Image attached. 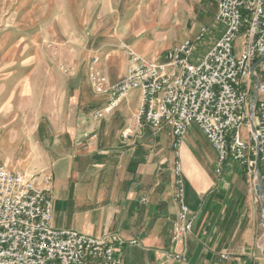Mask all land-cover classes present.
Returning a JSON list of instances; mask_svg holds the SVG:
<instances>
[{
  "label": "crops",
  "instance_id": "crops-1",
  "mask_svg": "<svg viewBox=\"0 0 264 264\" xmlns=\"http://www.w3.org/2000/svg\"><path fill=\"white\" fill-rule=\"evenodd\" d=\"M186 11L177 3L168 7L161 21L158 14L149 21L180 27ZM223 30L217 26L213 31L209 48ZM136 41L131 43L142 52ZM165 47L144 51L152 49L151 58L163 61L165 54L160 59L155 54ZM98 59V73L111 83L128 71L123 52L108 51ZM34 74L32 67H0V166L25 173L38 187L51 178L56 227L111 238L119 264H243L247 260L227 251L224 240L237 218L230 177H211L199 162V177L184 175L195 219L186 242L187 261L173 263L167 257L168 252L182 249L172 243L178 214L171 173L174 155L171 150L172 156L162 158L170 151L162 146L161 132L138 126L139 91H132L114 112L98 117L106 99L84 98L75 73L49 68L42 72L41 83L34 82ZM192 143L187 134L181 150L185 173L197 152Z\"/></svg>",
  "mask_w": 264,
  "mask_h": 264
},
{
  "label": "built area",
  "instance_id": "built-area-1",
  "mask_svg": "<svg viewBox=\"0 0 264 264\" xmlns=\"http://www.w3.org/2000/svg\"><path fill=\"white\" fill-rule=\"evenodd\" d=\"M215 20L223 33L197 62L190 59L194 45L186 39L169 48L163 61L145 59L130 49L128 71L117 82L97 70L91 75L94 91L108 96L98 117L114 111L137 90L138 126L169 129L178 204L172 243L182 246L168 252L173 263L187 261L186 242L195 224L181 161L190 125L196 123L215 149L217 173L231 161L264 167V0H217ZM207 31L202 27L196 40ZM244 124L249 141L241 132ZM50 183L48 177L45 186L38 187L25 173L0 166V264H119L111 238L55 226Z\"/></svg>",
  "mask_w": 264,
  "mask_h": 264
},
{
  "label": "rangeland",
  "instance_id": "rangeland-1",
  "mask_svg": "<svg viewBox=\"0 0 264 264\" xmlns=\"http://www.w3.org/2000/svg\"><path fill=\"white\" fill-rule=\"evenodd\" d=\"M177 3L187 9L184 19H180V27L150 23L153 14H158L161 21L168 7ZM215 12L216 0H0V67L35 68V83L44 81L42 72L49 68H58L67 75L75 73L77 88L81 87L84 98L98 97L107 101L108 96L96 93L92 86L91 75L97 70L96 56L108 51L123 52L130 62L132 49L141 57L154 59L152 49L144 50L166 44L167 47L162 48L166 53L165 49L190 39L194 45L190 59L197 62L213 42V31L217 26L222 27L213 19ZM202 27L208 31L202 40H196ZM133 39L144 49L142 52L131 43ZM241 40L238 39V46ZM163 50L155 54L156 58L165 54ZM255 93L254 87L250 111L254 107ZM140 129L161 132L162 146L170 151L163 152L162 158L172 156L167 129L154 130L145 124ZM241 132L249 141L245 124ZM187 134L197 152L191 156L186 173L183 167L184 175L199 177V162L211 177H230L234 188L232 200L236 204L234 215L237 218L224 235L227 251L247 258L243 264H264V167L260 165L257 172L258 165L248 167L231 161L228 174L217 173L216 151L198 125L192 123ZM259 189L262 194H258ZM239 216L241 227H238Z\"/></svg>",
  "mask_w": 264,
  "mask_h": 264
},
{
  "label": "water",
  "instance_id": "water-1",
  "mask_svg": "<svg viewBox=\"0 0 264 264\" xmlns=\"http://www.w3.org/2000/svg\"><path fill=\"white\" fill-rule=\"evenodd\" d=\"M256 170H257V172H258V166L256 167ZM260 182H261V180H260ZM258 194H262V191H261L260 189L258 190ZM262 207H263V209H264V200H263Z\"/></svg>",
  "mask_w": 264,
  "mask_h": 264
}]
</instances>
